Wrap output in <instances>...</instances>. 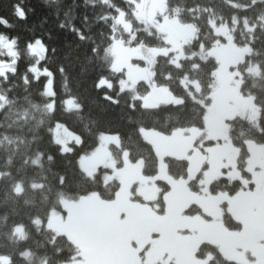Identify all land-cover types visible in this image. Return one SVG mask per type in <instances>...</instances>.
Instances as JSON below:
<instances>
[{
  "label": "trees",
  "instance_id": "trees-1",
  "mask_svg": "<svg viewBox=\"0 0 264 264\" xmlns=\"http://www.w3.org/2000/svg\"><path fill=\"white\" fill-rule=\"evenodd\" d=\"M166 4L169 14L194 25L197 34L184 46L185 56L179 64L172 62L171 54L158 56L154 64L155 88L183 102L147 108L139 95L148 96L155 88L140 82L134 90L122 89L124 74L112 69L114 36L128 45H165L157 31L137 19L132 2L0 0V61L13 60L7 41L12 42L16 57L12 70L0 73V264L2 257L9 258L8 264H64L81 258L75 244L49 228L47 221L52 211L62 210L63 199L75 200L93 192L106 201L116 197L120 184L117 180L104 182L106 169L89 176L80 164L81 157L99 145L102 134L118 135L120 148L111 145L114 151L127 150L133 162L143 161L146 176H154L158 157L143 137L144 129L172 134L181 128H205V107L200 100L210 101L218 66L207 55L219 38L214 23L228 25L237 45L250 46L246 64L259 67L258 75L246 74L241 86L243 94L254 96L259 118L257 122L240 117L230 121L231 151L244 165L247 144H264V0H166ZM122 14L133 30L130 33L119 20ZM37 37L48 46L43 59L30 50ZM51 76L53 95L49 96L46 83ZM102 79L111 86H99ZM185 79L197 82L198 88L185 87ZM69 100L75 108L68 107ZM57 123L81 138L79 144H71V151H63L56 143L53 128ZM205 137L202 133L195 148H200L198 143ZM166 165L174 179L187 178V159L166 157ZM242 172L248 187L240 179L220 177L212 182V192L232 194L252 188L250 173ZM197 181H188L191 191L200 190ZM159 184L164 209V194L172 185ZM185 211L201 209L190 203ZM224 221L230 229L241 228L228 209ZM19 225L24 228L23 237L15 233ZM197 256L208 259L206 264H243L226 258L210 243H203Z\"/></svg>",
  "mask_w": 264,
  "mask_h": 264
},
{
  "label": "rangeland",
  "instance_id": "rangeland-1",
  "mask_svg": "<svg viewBox=\"0 0 264 264\" xmlns=\"http://www.w3.org/2000/svg\"><path fill=\"white\" fill-rule=\"evenodd\" d=\"M128 1L134 4L137 19L157 31L165 45H128L114 36L110 47L112 69L124 74L120 80L122 89L134 90L140 82L155 88L156 58L171 54L172 62L179 64L185 56L184 46L196 38V28L169 14L166 0ZM119 20L128 33L133 31L124 22L123 14ZM213 28L219 38L207 55L213 57L218 66L210 101L200 100L205 107V128H181L172 134L144 129L143 137L153 145L158 157V172L154 176H146L143 161L133 162L127 150L114 151L112 146L120 148L118 135L102 134L93 153L81 157V167L89 176H94L101 168L106 169L104 182L117 180L120 187L111 201L93 192L75 200L63 199L62 210L51 212L47 226L67 236L80 251L81 258L64 264H108L101 256L108 249L117 252V264H206L208 259L197 256L203 243L218 246L226 258L239 263L264 264V144L248 143L249 155L243 165L238 160L239 155L231 151L230 139L231 120L240 117L258 121L259 106L253 95L243 94L241 86L246 74L258 75L259 67L246 64L251 47L237 45L228 25L214 23ZM11 46L12 42L7 41L13 60L0 61L1 74L12 70L16 60ZM30 50L38 57L44 56V47L39 41L31 44ZM33 70L38 72L36 67ZM111 84L106 79L99 81V86ZM183 84L198 88L197 82L187 79ZM46 94L53 95L52 76L46 83ZM191 94L195 97L193 92ZM139 96L144 107L154 105L147 96ZM170 102L180 104L183 99L172 95ZM67 105L76 107L72 100ZM202 133H206V137L198 145L208 160L197 178L200 190L195 192L189 188L187 178L174 179L169 175L166 157L188 160L191 151L199 149L195 147ZM53 134L63 151H71L72 143L81 142L79 135L63 123L55 125ZM231 156H235V160H231ZM242 169L250 173L252 188L232 194L212 192V182L220 177L240 179L247 186L249 181ZM159 181L172 185L164 194V209L159 201L162 194ZM190 203L198 205L201 212L187 213L185 210ZM225 209L241 223L240 229L226 225ZM15 233L23 237V226H17ZM8 263V257L1 258V264Z\"/></svg>",
  "mask_w": 264,
  "mask_h": 264
},
{
  "label": "water",
  "instance_id": "water-1",
  "mask_svg": "<svg viewBox=\"0 0 264 264\" xmlns=\"http://www.w3.org/2000/svg\"><path fill=\"white\" fill-rule=\"evenodd\" d=\"M148 99L155 105H167L170 103L171 95L163 89H153L148 94ZM208 157L200 149H195L188 159L187 178L196 181L207 164ZM235 160V156H231Z\"/></svg>",
  "mask_w": 264,
  "mask_h": 264
},
{
  "label": "flooded vegetation",
  "instance_id": "flooded-vegetation-1",
  "mask_svg": "<svg viewBox=\"0 0 264 264\" xmlns=\"http://www.w3.org/2000/svg\"><path fill=\"white\" fill-rule=\"evenodd\" d=\"M102 259L105 260L108 264H117L119 261L118 254L115 250H106L102 253Z\"/></svg>",
  "mask_w": 264,
  "mask_h": 264
},
{
  "label": "snow or ice",
  "instance_id": "snow-or-ice-1",
  "mask_svg": "<svg viewBox=\"0 0 264 264\" xmlns=\"http://www.w3.org/2000/svg\"><path fill=\"white\" fill-rule=\"evenodd\" d=\"M21 11H22V10H21ZM36 39H37V41H39L41 44H43L44 51H45V55H46V53H47V51H48V46H47V44H44L42 38H40V37H37ZM31 43H32V41H29V44H31ZM43 58H44V57H39V59H43ZM29 67L31 68V66H29ZM37 67H39V61L37 62ZM47 71L50 72V69H48ZM37 78H38V77H37Z\"/></svg>",
  "mask_w": 264,
  "mask_h": 264
}]
</instances>
